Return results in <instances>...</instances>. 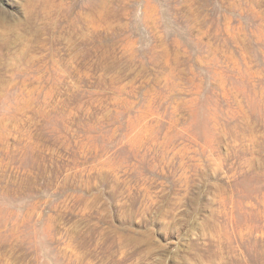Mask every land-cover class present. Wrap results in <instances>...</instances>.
Returning <instances> with one entry per match:
<instances>
[{"label": "rangeland", "instance_id": "1", "mask_svg": "<svg viewBox=\"0 0 264 264\" xmlns=\"http://www.w3.org/2000/svg\"><path fill=\"white\" fill-rule=\"evenodd\" d=\"M0 134L14 264H264V0H0Z\"/></svg>", "mask_w": 264, "mask_h": 264}, {"label": "bare ground", "instance_id": "2", "mask_svg": "<svg viewBox=\"0 0 264 264\" xmlns=\"http://www.w3.org/2000/svg\"><path fill=\"white\" fill-rule=\"evenodd\" d=\"M9 113V112H8ZM11 113V112H10ZM6 114H7V112H6ZM5 114V115H6ZM15 116V115H14ZM2 119V118H1ZM13 119V118H12ZM5 129V128H4ZM2 130V129H1ZM7 131H9V132H12V129H8ZM3 132V131H2ZM7 133V132H6ZM13 133V132H12ZM11 133V134H12ZM5 134V133H4ZM9 134V133H8ZM1 135V134H0ZM6 135V134H5ZM5 137V136H4ZM3 137V138H4ZM24 137V136H23ZM11 139H13V138H11ZM26 141V140H25ZM1 143V142H0ZM11 143V142H10ZM17 143V142H16ZM28 144V143H27ZM10 145V144H9ZM12 145V144H11ZM26 145V144H25ZM13 146V145H12ZM11 146V147H12ZM8 149V148H7ZM12 149V148H11ZM8 152V151H7ZM10 154V153H9ZM21 175V174H20ZM12 181V180H11ZM26 195V194H25ZM1 222V221H0ZM5 223H7V222H5ZM3 225H4V223H3ZM7 225H8V223H7ZM6 225V226H7ZM13 225V224H12ZM1 227V226H0ZM11 228H13V226L11 227ZM4 229H6V228H4ZM2 230V229H1ZM8 230V229H7ZM14 230V229H13ZM7 232V231H6ZM24 234V233H23ZM10 236H13V235H10ZM24 236V235H23ZM7 237V236H6ZM10 238V237H9ZM20 238V237H19ZM3 242H1L0 243V246H1V248H5V251H6V253H8L9 254V258L7 259L6 258V255L3 257V259H2V257H1V255L3 256V253L1 254L0 253V264H14V262H13V258H14V255H15V250L13 249V247H14V245H13V243H12V240L10 241V242H7V243H3ZM25 243V242H24ZM24 245V244H23ZM26 248V247H25ZM25 250V249H24ZM23 250V251H24ZM18 257V256H17ZM16 264V263H15Z\"/></svg>", "mask_w": 264, "mask_h": 264}]
</instances>
